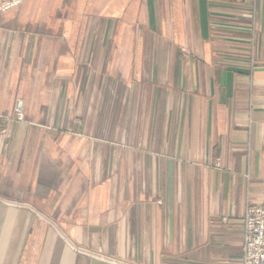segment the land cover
I'll use <instances>...</instances> for the list:
<instances>
[{"label":"crops","instance_id":"obj_1","mask_svg":"<svg viewBox=\"0 0 264 264\" xmlns=\"http://www.w3.org/2000/svg\"><path fill=\"white\" fill-rule=\"evenodd\" d=\"M247 205L264 207V0L0 15V264H242Z\"/></svg>","mask_w":264,"mask_h":264},{"label":"built area","instance_id":"obj_2","mask_svg":"<svg viewBox=\"0 0 264 264\" xmlns=\"http://www.w3.org/2000/svg\"><path fill=\"white\" fill-rule=\"evenodd\" d=\"M24 0H0V15L23 4ZM15 120L23 122L25 102L18 99L15 104ZM220 160L216 167L219 168ZM242 264H264V207L247 205L243 217Z\"/></svg>","mask_w":264,"mask_h":264}]
</instances>
